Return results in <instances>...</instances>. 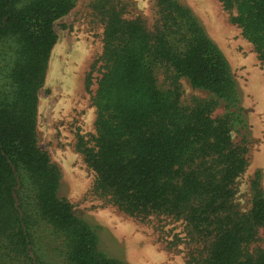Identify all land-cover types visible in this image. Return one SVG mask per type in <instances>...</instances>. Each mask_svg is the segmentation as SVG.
<instances>
[{
  "label": "trees",
  "instance_id": "1",
  "mask_svg": "<svg viewBox=\"0 0 264 264\" xmlns=\"http://www.w3.org/2000/svg\"><path fill=\"white\" fill-rule=\"evenodd\" d=\"M152 1L151 27L125 18L117 1L96 5L104 30L95 134L78 136L76 150L95 191L120 212L185 224L188 264H264V250H249L264 231L257 177L249 210L236 202L248 150L232 138L244 116L230 65L190 8ZM76 2L0 0V264H122L59 197L60 170L38 146L54 22ZM220 2L264 61V0ZM182 81L205 96L185 103Z\"/></svg>",
  "mask_w": 264,
  "mask_h": 264
},
{
  "label": "rangeland",
  "instance_id": "2",
  "mask_svg": "<svg viewBox=\"0 0 264 264\" xmlns=\"http://www.w3.org/2000/svg\"><path fill=\"white\" fill-rule=\"evenodd\" d=\"M104 0H77L75 7L54 22L57 42L51 52L43 87L38 93L37 139L61 173L58 195L72 206L99 239V249L122 264H188L192 245L185 224L168 217L145 221L120 212L95 191V175L76 150L78 136L95 134L96 110L92 97L100 77L97 62L103 50L104 25L96 5ZM124 17L155 20L152 0H113ZM203 24L209 38L227 59L240 92L244 125L232 133L244 140L248 166L238 178L236 202L243 211L251 205V183L257 177L264 195V61L242 30L230 21L220 0H177ZM89 89H86L87 80ZM182 100L204 97L182 81ZM216 115L224 114L222 107ZM264 250V231L249 248Z\"/></svg>",
  "mask_w": 264,
  "mask_h": 264
}]
</instances>
